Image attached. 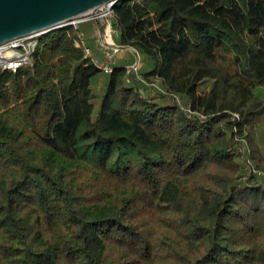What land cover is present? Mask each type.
Masks as SVG:
<instances>
[{
    "label": "trees",
    "instance_id": "trees-1",
    "mask_svg": "<svg viewBox=\"0 0 264 264\" xmlns=\"http://www.w3.org/2000/svg\"><path fill=\"white\" fill-rule=\"evenodd\" d=\"M109 20L110 74L93 19L0 68V264H264V0Z\"/></svg>",
    "mask_w": 264,
    "mask_h": 264
},
{
    "label": "water",
    "instance_id": "water-1",
    "mask_svg": "<svg viewBox=\"0 0 264 264\" xmlns=\"http://www.w3.org/2000/svg\"><path fill=\"white\" fill-rule=\"evenodd\" d=\"M118 0H0V46L67 25L81 16H95L102 5ZM137 61L139 55L135 52Z\"/></svg>",
    "mask_w": 264,
    "mask_h": 264
},
{
    "label": "built area",
    "instance_id": "built-area-1",
    "mask_svg": "<svg viewBox=\"0 0 264 264\" xmlns=\"http://www.w3.org/2000/svg\"><path fill=\"white\" fill-rule=\"evenodd\" d=\"M114 4L115 3H107L105 5H102L96 10L95 16H90V18H88L87 20L93 19L99 22V20L104 17L109 19L112 15V7ZM78 23L80 22L73 21L72 25H76ZM111 32L115 31L111 29L110 24L104 29L103 34L101 32V45L104 49L103 60L101 62L94 60V63L97 68L100 69L104 74H110L112 72V66L114 65L116 59L119 58L122 51V48L112 40ZM38 36H40V34H36L22 39H17L3 46H0V52H10L12 56L18 54L17 57H11L13 60L10 58L4 59L0 57V68L7 70H15L20 66L28 65L30 63V54L37 47V41L35 40V37ZM79 44L83 47L85 54L89 56L91 54V51L87 47L84 39L80 38ZM133 54L135 55L134 52ZM135 69L136 66H132L130 67L129 71Z\"/></svg>",
    "mask_w": 264,
    "mask_h": 264
},
{
    "label": "rangeland",
    "instance_id": "rangeland-1",
    "mask_svg": "<svg viewBox=\"0 0 264 264\" xmlns=\"http://www.w3.org/2000/svg\"><path fill=\"white\" fill-rule=\"evenodd\" d=\"M90 18V15H84L81 17L76 18L74 21H78V22H84L87 21V19ZM108 18H102L99 20V22H97V25L94 27L93 34L90 33H86L85 35V42L87 44V46L89 47L90 51L92 52V55L94 57V60H97L99 62H101L103 60V46L101 45V32L103 34L104 29L106 27H108V25H111V21ZM111 29L113 30V28L111 27ZM114 33L115 32H111L112 34V40L114 41ZM9 49V48H8ZM128 53L122 52L121 56L126 57ZM14 55V54H13ZM16 55V54H15ZM12 56V57H17L16 56ZM128 56H131L130 54H128ZM12 59V58H10ZM13 60V59H12ZM11 60V61H12ZM118 59H116L117 61ZM140 63V57L139 60L137 61L136 56H134V66H138V64Z\"/></svg>",
    "mask_w": 264,
    "mask_h": 264
},
{
    "label": "bare ground",
    "instance_id": "bare-ground-1",
    "mask_svg": "<svg viewBox=\"0 0 264 264\" xmlns=\"http://www.w3.org/2000/svg\"><path fill=\"white\" fill-rule=\"evenodd\" d=\"M0 57L4 58V59H8V58H11V53L10 52H4V51H1L0 52Z\"/></svg>",
    "mask_w": 264,
    "mask_h": 264
},
{
    "label": "crops",
    "instance_id": "crops-1",
    "mask_svg": "<svg viewBox=\"0 0 264 264\" xmlns=\"http://www.w3.org/2000/svg\"><path fill=\"white\" fill-rule=\"evenodd\" d=\"M133 52V51H132Z\"/></svg>",
    "mask_w": 264,
    "mask_h": 264
}]
</instances>
